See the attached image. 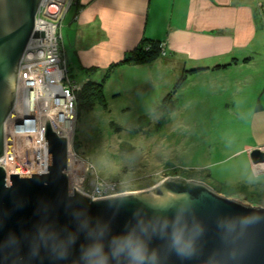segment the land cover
<instances>
[{
	"label": "water",
	"instance_id": "water-1",
	"mask_svg": "<svg viewBox=\"0 0 264 264\" xmlns=\"http://www.w3.org/2000/svg\"><path fill=\"white\" fill-rule=\"evenodd\" d=\"M43 2L0 0V161L6 125L18 105L22 60L31 40L44 37L36 29ZM46 140L47 172L8 175L0 166V264H85L82 249L100 238L105 225L107 250L111 235L137 221L144 238L151 237L156 264H264V207L175 176L146 191L93 198L71 185L68 141L50 123ZM250 158L253 166L263 164L264 151L257 148ZM174 228L184 252L172 244Z\"/></svg>",
	"mask_w": 264,
	"mask_h": 264
},
{
	"label": "rangeland",
	"instance_id": "rangeland-1",
	"mask_svg": "<svg viewBox=\"0 0 264 264\" xmlns=\"http://www.w3.org/2000/svg\"><path fill=\"white\" fill-rule=\"evenodd\" d=\"M76 1L56 0V4L47 6L46 13L49 7L63 6L59 15L50 13L49 20L57 26V36L63 34L59 54L66 62L67 54L72 63L70 80L82 89L87 82H96L90 78L85 83L87 73L97 71L100 75L105 69L93 67L86 72L74 58L75 53L67 39L68 30L62 27L67 13L73 8L70 2L75 5ZM164 45L161 44L162 48ZM111 74V80L108 79L106 84L107 92L105 90L107 105L96 104L91 111L81 113L74 108L76 117L67 123L72 147L67 137L65 139L68 151L72 149L74 155L72 165L77 174L82 173L83 185L78 182L77 186L80 191L92 194L97 186L114 189L119 194L141 192L175 176L202 182L229 199L264 207V172H255L247 146L252 143L248 132L231 127L235 126L232 121L238 117L232 109L234 105L228 107L233 104L229 97L231 93L217 91L216 82L198 83L197 77V82L190 83L175 97L174 109L166 108L165 112L161 108L163 99L176 82L164 95L159 91L162 88L159 83L155 84V89L144 90L146 93L143 94L129 92L131 86L127 82L135 78L129 72H125L123 78L118 72L112 77ZM117 86L121 89L120 94H115ZM213 86L216 88L212 89ZM74 94L75 91L70 96ZM241 117L246 119L244 115ZM80 163H86L82 170ZM240 185L246 186L245 191L236 188Z\"/></svg>",
	"mask_w": 264,
	"mask_h": 264
},
{
	"label": "crops",
	"instance_id": "crops-1",
	"mask_svg": "<svg viewBox=\"0 0 264 264\" xmlns=\"http://www.w3.org/2000/svg\"><path fill=\"white\" fill-rule=\"evenodd\" d=\"M78 6L79 11L73 6L67 13L62 27L68 30L74 58L84 70L105 69L100 75L87 73L85 83L90 78L102 81L106 68L143 39L163 42L164 57L147 65L120 66L111 77L118 72L123 78L129 72L135 77L127 82L129 92L144 94L159 83L164 95L183 71L202 69L181 92L197 77L198 83L216 82L217 91L231 93L233 104L228 107L234 105L238 115L231 127L248 132L250 153L264 149V0H79ZM66 58L69 68L72 63ZM217 65L228 69L214 71ZM120 90L117 86L115 94Z\"/></svg>",
	"mask_w": 264,
	"mask_h": 264
},
{
	"label": "built area",
	"instance_id": "built-area-1",
	"mask_svg": "<svg viewBox=\"0 0 264 264\" xmlns=\"http://www.w3.org/2000/svg\"><path fill=\"white\" fill-rule=\"evenodd\" d=\"M52 1L48 3L49 0H44L37 16L36 29L43 32L44 37L31 40L21 63L18 105H23L25 112L17 105L18 110L16 108L12 112L6 125L5 155L0 161V166L7 171L8 175L47 172L49 144L46 140V128L48 123L58 136L67 137L72 147L67 123H71L76 117L74 110L76 93L81 88L70 80L68 63L64 56L59 54L62 52V34L57 36V26L49 19L52 17L50 13L54 16L59 15L63 6L56 5L57 9L49 7L48 14L47 6L57 3L56 0ZM70 4L73 6L74 2ZM65 81L67 82L64 83ZM74 91L75 94L71 97L70 94ZM32 106L35 108L33 113ZM21 119H23L22 123H20ZM71 150L68 173L73 167L74 155ZM85 164L80 163L81 170L84 169ZM254 169L257 174L264 172L263 164L254 165ZM79 185H83V179L80 180ZM88 195L93 198H105L119 195V193H116L114 189H100L96 186L92 194Z\"/></svg>",
	"mask_w": 264,
	"mask_h": 264
},
{
	"label": "clouds",
	"instance_id": "clouds-1",
	"mask_svg": "<svg viewBox=\"0 0 264 264\" xmlns=\"http://www.w3.org/2000/svg\"><path fill=\"white\" fill-rule=\"evenodd\" d=\"M109 232V226L105 225L100 233V238L93 239L92 243L82 249L81 258L85 261V264H112L113 261H116V264H120L121 258L126 261V264H156V251L152 250L151 254H149L151 237L148 239L144 238L142 233H145V229L140 226L139 221L126 231L111 235L108 239L106 250L103 237ZM172 244L178 252L186 250L178 228L173 230Z\"/></svg>",
	"mask_w": 264,
	"mask_h": 264
},
{
	"label": "trees",
	"instance_id": "trees-1",
	"mask_svg": "<svg viewBox=\"0 0 264 264\" xmlns=\"http://www.w3.org/2000/svg\"><path fill=\"white\" fill-rule=\"evenodd\" d=\"M76 2L75 5L73 6H77V11H79V6H78L79 0ZM161 44L164 43L143 39L135 50L126 53V55L121 61L110 66L102 81L100 82L90 81L87 82L85 85H83V88L76 93V109L78 113H81L83 111L89 112L94 108L96 104H101L106 106L107 104L105 98V82L110 77L109 76L110 73H113V71L120 66L147 65L153 63L160 57H164L166 55V52L165 49L162 48ZM227 67L228 65H217L213 69L214 71H223L228 69ZM200 71L203 70L202 69L188 70V71L186 70L181 73L172 91L169 92L166 95V97L163 99V104L161 105V108H163L165 112H166V108H169V111L170 110L172 111L174 109L176 105L175 97L181 92V90L187 84L189 79ZM236 188L245 191L246 186L240 185L237 186Z\"/></svg>",
	"mask_w": 264,
	"mask_h": 264
},
{
	"label": "bare ground",
	"instance_id": "bare-ground-1",
	"mask_svg": "<svg viewBox=\"0 0 264 264\" xmlns=\"http://www.w3.org/2000/svg\"><path fill=\"white\" fill-rule=\"evenodd\" d=\"M25 104V103H24ZM19 107H20V109H22L23 110V105H21V104H19L18 105ZM17 110H18V108H17ZM23 112H25L24 110H23ZM25 120V119H24ZM64 124V123H63ZM65 129L63 128V131H64ZM67 130V129H66ZM62 131V130H61ZM263 168H264V164H263ZM70 174H71V185L72 186H74V184L76 185V186H74L75 188H77V186H78V182H80V180H81V174H77V172H76V169L75 168H73L72 167V169H71V171H70Z\"/></svg>",
	"mask_w": 264,
	"mask_h": 264
}]
</instances>
